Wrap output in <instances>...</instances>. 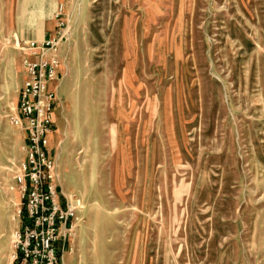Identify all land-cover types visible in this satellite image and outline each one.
Returning a JSON list of instances; mask_svg holds the SVG:
<instances>
[{
  "label": "rangeland",
  "instance_id": "obj_1",
  "mask_svg": "<svg viewBox=\"0 0 264 264\" xmlns=\"http://www.w3.org/2000/svg\"><path fill=\"white\" fill-rule=\"evenodd\" d=\"M61 28L62 264H264V0H0V264L23 222L19 42Z\"/></svg>",
  "mask_w": 264,
  "mask_h": 264
},
{
  "label": "built area",
  "instance_id": "obj_2",
  "mask_svg": "<svg viewBox=\"0 0 264 264\" xmlns=\"http://www.w3.org/2000/svg\"><path fill=\"white\" fill-rule=\"evenodd\" d=\"M64 29L43 40L19 42L26 57L25 79L14 118L25 132V154L15 181L23 201V222L15 235V264H62L61 252L76 229L81 204L61 189L57 162L51 153L53 111L57 102Z\"/></svg>",
  "mask_w": 264,
  "mask_h": 264
},
{
  "label": "crops",
  "instance_id": "obj_3",
  "mask_svg": "<svg viewBox=\"0 0 264 264\" xmlns=\"http://www.w3.org/2000/svg\"><path fill=\"white\" fill-rule=\"evenodd\" d=\"M54 31V30H53ZM51 34V33H50ZM43 39V37H36V38H29V39H25V40H22V41H28V40H41ZM45 39V38H44ZM66 193V192H65Z\"/></svg>",
  "mask_w": 264,
  "mask_h": 264
},
{
  "label": "bare ground",
  "instance_id": "obj_4",
  "mask_svg": "<svg viewBox=\"0 0 264 264\" xmlns=\"http://www.w3.org/2000/svg\"><path fill=\"white\" fill-rule=\"evenodd\" d=\"M52 133H53V132H52ZM52 133H51V134H52Z\"/></svg>",
  "mask_w": 264,
  "mask_h": 264
}]
</instances>
